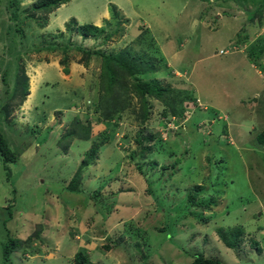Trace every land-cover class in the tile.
I'll return each mask as SVG.
<instances>
[{
  "label": "rangeland",
  "instance_id": "374dc122",
  "mask_svg": "<svg viewBox=\"0 0 264 264\" xmlns=\"http://www.w3.org/2000/svg\"><path fill=\"white\" fill-rule=\"evenodd\" d=\"M34 1L0 0V104L7 107L0 131L16 154L15 162L0 159V244L20 238L12 264H73L80 250L93 264H190L194 254L222 264H264V148L246 142V151L224 143L209 150L197 131L207 121L216 135L231 121L222 112L240 124L253 115L264 128V0H68L48 13ZM83 23L103 25L105 33L82 38L73 28ZM247 32L251 56L239 40ZM235 39L243 53H216ZM78 45L143 55L158 68L144 78L169 83L179 96L188 91L203 106L185 111V118L161 117L162 101L151 99L142 121L138 96L125 91L129 99L114 106L124 114L114 127L89 117L94 104L85 109L82 97L77 112L57 101L61 80L70 77L82 89L78 96L90 97L100 64ZM70 61L75 70L62 72ZM75 88H66L67 98ZM56 113L59 123L50 127ZM74 114L79 123L88 119L91 140L103 141L78 192L64 188L89 146L62 134ZM140 135L152 136L142 141L149 149L136 148ZM236 226L238 246L228 248L221 232Z\"/></svg>",
  "mask_w": 264,
  "mask_h": 264
},
{
  "label": "trees",
  "instance_id": "16d2710c",
  "mask_svg": "<svg viewBox=\"0 0 264 264\" xmlns=\"http://www.w3.org/2000/svg\"><path fill=\"white\" fill-rule=\"evenodd\" d=\"M66 1L68 0H35L33 2V6L35 8L45 9V13H48L54 8L58 7L60 4L65 3ZM110 8L111 9H109V11L111 16L117 18L114 7H110ZM258 9L259 8H257L256 10ZM246 18L247 20H250L251 13H247ZM69 21L71 20L69 19ZM67 22H65L64 25H66ZM73 30L77 34H79L82 38H96L101 34L105 33V26L103 25L97 26L92 23H83L76 25L73 28ZM113 31L114 30H111V32H107L105 35H102L103 38L105 39L106 37H109ZM61 32L62 31H60V33ZM248 36L249 34L247 32L245 38L240 37L239 40L242 39L240 41L241 45H243V42L246 41L247 39L246 37ZM239 40L235 39L233 41V42L236 41L235 42L236 47ZM51 46L52 45H50L49 47ZM75 48L78 50H82L84 54L86 53L88 56L89 54L94 55L95 57H98L100 60L98 80L95 82L96 92H97V101L94 104L95 114L91 115L94 120H100L109 124V122L116 116L120 117L121 114L120 111L118 110L123 108V106L126 104L127 100L129 99V95L128 96L124 95L125 91L128 92L131 91L132 94L138 96L139 99L138 104L139 107L141 106L140 117L142 121L148 119V116L152 111V104L149 103V100L151 99L162 101L160 113L158 112V114L161 117L169 113L172 115H177L181 118L183 114L186 115L185 111H182V107H184V105L186 104L189 105L190 103H192V107H199V103H201L198 97L195 98L193 95H189L190 93L188 91H187L188 93L187 95L183 90L180 91L181 96H179L177 95L179 93L177 89L175 87H172L169 83H163L153 78H149V79L144 78V74L152 73L156 71L158 68H156V66H153L152 62H149L147 59L143 58V55H139L137 53H130L128 51V48L118 49L117 51H113V52L111 51L104 52L101 50H88L87 48H83L79 45L76 46ZM250 48L251 46L247 48L249 52V54H247L248 56H251L249 50ZM262 51L264 53V49ZM255 58L257 59V57ZM73 59L74 58H71V60ZM81 60L78 61V63L85 64V61H81ZM251 64L255 65L253 63ZM62 69L64 71L66 70V64L62 66ZM128 78H130L131 81ZM26 89H27V85L26 82H24L22 87H20L22 97L26 94L25 93L27 91ZM64 91L66 93V90ZM74 96L78 97L75 91L73 92V96H69L67 98L66 95L65 97H63L64 99H67V102H64L62 99H60V101L66 104L70 103V107L71 106L76 107L74 102H72V99H75ZM174 101L176 103L173 105L172 103ZM183 101L186 102V104H180V102ZM117 103H120L119 109L114 108V106H116ZM103 104L105 105V108H103V106L101 107V105ZM3 108H7V107L3 106V103H1L0 113L2 112ZM191 111L192 109L189 108L187 113L189 114ZM58 114L56 113L55 119L50 124V127L58 125L59 123ZM84 118L85 119H83V122L79 123V118L77 117V115L74 114L71 119L72 125L70 123L69 126V127L72 126L71 130H68L67 134L65 132L62 133L64 136H68L70 138V141L76 140V142H78L80 140H83L82 142H85L86 145H89L88 150L83 155V158L81 159L80 164L77 167L76 171L68 179L67 183L64 184V188H66V190L73 192H78L82 190V188H80L82 173L90 164L91 160L94 159L93 157H95L98 151L97 148H99L103 144V141L97 143L94 140L90 139L91 136L89 137V135H87V132L89 131L87 124H89V122L86 116H84ZM206 122L207 121H201L200 123H198L197 131L200 132L202 138L204 139L203 144H205L206 146H210L213 139V132H212L213 130L210 129L209 125H207ZM77 123L79 124L77 125ZM203 126H207L209 128V131L206 133L203 132L202 131ZM79 129H83V131L77 132V130ZM61 138L63 137L61 136ZM145 139L150 141L152 139V136L140 135L138 138L135 139L137 149L139 150L149 149L148 145L146 144L142 145V141ZM256 139L260 144H264V130L260 132V134L257 136ZM0 159L4 163L15 162L16 160V154L10 148L9 144L6 142L1 131H0ZM195 187L199 188L198 185H196ZM209 204L210 202L208 203L205 202L204 206ZM10 216L11 214L8 213L7 220H9ZM240 236H241V230L237 226L228 227L225 230H222L221 232V240L223 241L224 245L228 248H234L238 246L237 243H239ZM7 239L8 240L5 243L0 244L2 264H12L10 253L16 250L18 241L20 240V238L18 237H8ZM26 241L27 242L31 241L30 235L26 237ZM251 245L254 246L255 249H257V243L255 240L251 241ZM71 260L73 261V264H93L92 262H90L88 256H86V254L81 250L76 251L73 254ZM190 264H222V263L220 262V260H218L215 257L194 254Z\"/></svg>",
  "mask_w": 264,
  "mask_h": 264
},
{
  "label": "crops",
  "instance_id": "0c3cea01",
  "mask_svg": "<svg viewBox=\"0 0 264 264\" xmlns=\"http://www.w3.org/2000/svg\"><path fill=\"white\" fill-rule=\"evenodd\" d=\"M99 4H100V2H99ZM102 12H101V14L105 11L104 9L103 10H101ZM100 14V15H101ZM104 15V14H103ZM103 18V17H102ZM101 18V21L104 19H102ZM96 20V19H95ZM94 20V21H95ZM95 23H97V22H95ZM93 24V23H92ZM96 25V24H95ZM245 36H246V33H245V35H243L241 38H245ZM247 38H250V35L247 37ZM247 40V39H246ZM251 39H249L248 41H250ZM248 41H244L243 42V45H245L246 47V49L249 47V45H248ZM243 53V52H242ZM257 60H260V58L257 56ZM263 61V62H262ZM262 64L264 65V59H262ZM75 65H77V64H75ZM80 65H82L81 63H80ZM251 66L252 67H255V65H252L251 64ZM69 68H73L74 70H75V68H76V66H74V63H73V61H70L69 62V64L66 66V70L64 71L63 69H62V72H67L68 70H69ZM258 71L259 70H257L256 69V72L258 73ZM62 75H63V73H62ZM69 76H73V75H69ZM65 79H69L68 81H66V82H64V80H61L62 82V84L63 85H65V88H63L64 90H66V88L67 87H72V88H75L74 86H73V83H72V81L74 82L75 80H72L70 77H67V76H65ZM70 79H71V81H70ZM263 79V78H262ZM264 81V80H263ZM95 87V86H94ZM64 90H62L61 91V93L59 94V96H57V101H60V99H62L64 102H67V99H64L63 97H65L66 96V93H65V91ZM75 90L77 91V92H79V91H82V89H79V88H75ZM95 90H96V87H95ZM81 97L83 98V100L85 101V100H90L91 102L94 100V97H95V93H93V94H91V96L90 97H83L82 95L79 97L78 96V98H76V100H74V99H72V102H74V104L75 105H81L82 103L81 102H78L77 101V99H81ZM61 102V101H60ZM71 102V103H72ZM243 102H242V100L241 99H236L235 101H234V105H235V107L237 108V110L238 111H240V109H241V107H242V104ZM223 114L224 113H228L229 115H230V117H231V121H226L225 123L223 122L222 124H223V126L221 127V129L219 130V129H217V131H216V135H213V139H212V143L210 144V148H209V150H213V149H215V148H220V145H221V143H224V144H229V145H233L234 144V146H235V148L237 149V150H239V151H246L245 149H242V147H246L247 146V144H246V142H250L251 144H252V146H255V145H257V146H259L260 145V147H263L264 148V144H260L258 141H257V136L260 134V132L262 131V130H264V128H262V127H260L261 125H263L262 124V121H261V123H258V121H257V118L256 117H253V115H251L250 116V118H252V120L250 121V122H248V123H239V120H235L234 119V117L229 113V112H222ZM254 118V119H253ZM225 119V118H224ZM228 125H229V127L231 126V128H229L230 129V131L228 132V129H227V127H228ZM236 127H239L238 129H235ZM199 133V132H198ZM232 136H234V139H233V137ZM232 138V140H233V142L232 143H230V139ZM212 146H215V147H212ZM225 156H229V155H225ZM222 160V157H220V159L219 160H217L216 162H218V161H221ZM254 181V180H253ZM214 257V256H213ZM215 258H217V257H215ZM218 259V258H217ZM219 260V259H218ZM221 262V261H220Z\"/></svg>",
  "mask_w": 264,
  "mask_h": 264
},
{
  "label": "clouds",
  "instance_id": "9594fccd",
  "mask_svg": "<svg viewBox=\"0 0 264 264\" xmlns=\"http://www.w3.org/2000/svg\"><path fill=\"white\" fill-rule=\"evenodd\" d=\"M57 8V7H56ZM234 40H232V41H230L229 42V44H232V45H234V50H236L237 49V47L235 46V42H233ZM228 44V45H229ZM242 47H246L245 45H242ZM233 50V51H234ZM236 51H238V52H241L242 53V50H236ZM216 53H219V50L216 52ZM219 54H224V53H219ZM263 80H264V78H263ZM77 92V91H76ZM77 95H79L78 94V92H77ZM81 96V95H80ZM79 96V97H80ZM89 102H87V100H85L84 101V104L86 105L85 106V109L89 106L90 107V105H93V104H95L96 103V101H97V92L95 91V97H94V100L91 102L90 100H88ZM187 106V104L186 105H184V107H185V110L184 111H187L188 112V109L189 108H191V109H193V107L192 106H189L188 108L186 107ZM200 106H203V104L202 103H199V107ZM83 109V107H82V104L81 105H76V111L77 112H80L81 110ZM85 109H84V112H85ZM94 111V110H93ZM92 115V114H91ZM91 115H89V117H92ZM122 115H124L123 113L121 114V116ZM121 116L120 117H118V116H116L115 118H113L110 122H109V124L108 125H110V126H112V127H114L115 126V124L116 125H118L117 123H112L113 122V120H118V121H120L121 120ZM225 118V117H224ZM105 124H107L106 122H105ZM204 127V126H203Z\"/></svg>",
  "mask_w": 264,
  "mask_h": 264
},
{
  "label": "built area",
  "instance_id": "2783aa9c",
  "mask_svg": "<svg viewBox=\"0 0 264 264\" xmlns=\"http://www.w3.org/2000/svg\"><path fill=\"white\" fill-rule=\"evenodd\" d=\"M234 48H235V47H234V45H232V44H229V45H228V47H227L226 49H224V50H222V51H221V50H219V53H226V52H228L229 50L233 51V50H234ZM186 107L188 108V107H189V105H187Z\"/></svg>",
  "mask_w": 264,
  "mask_h": 264
}]
</instances>
